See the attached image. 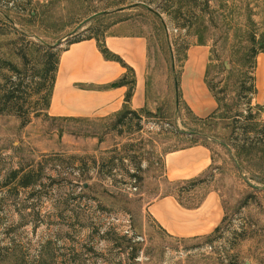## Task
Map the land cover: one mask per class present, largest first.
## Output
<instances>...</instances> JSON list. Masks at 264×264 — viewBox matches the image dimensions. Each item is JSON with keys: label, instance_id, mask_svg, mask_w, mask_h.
<instances>
[{"label": "rangeland", "instance_id": "1", "mask_svg": "<svg viewBox=\"0 0 264 264\" xmlns=\"http://www.w3.org/2000/svg\"><path fill=\"white\" fill-rule=\"evenodd\" d=\"M119 23L148 40L153 110L47 116L35 92L45 50L103 40ZM203 44L217 112L197 123L175 83L186 50ZM261 55L264 0H0V264H264V124L249 119ZM194 143L212 153L204 180L225 220L210 237L172 239L145 208L176 189L164 153Z\"/></svg>", "mask_w": 264, "mask_h": 264}, {"label": "crops", "instance_id": "2", "mask_svg": "<svg viewBox=\"0 0 264 264\" xmlns=\"http://www.w3.org/2000/svg\"><path fill=\"white\" fill-rule=\"evenodd\" d=\"M103 42L125 66L106 60L95 39L69 44L59 55L47 116L105 121L120 115L125 108L135 114L153 110L148 102L147 38L128 32L125 25L119 23L103 37ZM209 57L207 45L189 46L175 83L181 103L193 117L201 120L217 110V101L207 84ZM253 77L256 93L251 104L260 109L259 115L264 122V55L258 56ZM123 79L128 83L133 81L128 101L125 96L129 85H115ZM212 162L210 149L201 143L164 153L163 178L167 184H175L176 189L151 198L145 213L167 237L178 240L207 238L221 227L225 210L219 191L207 181L188 184L205 178Z\"/></svg>", "mask_w": 264, "mask_h": 264}, {"label": "trees", "instance_id": "3", "mask_svg": "<svg viewBox=\"0 0 264 264\" xmlns=\"http://www.w3.org/2000/svg\"><path fill=\"white\" fill-rule=\"evenodd\" d=\"M85 39H95L96 42L98 43V47H99V50H100L101 54L103 55V57L106 60L116 61V62L120 63L122 66H125V64L121 61V59L119 57L111 54L107 50V48L104 45L103 40L98 39V38H93V37H89V38H85ZM85 39H80V40L71 42L69 44L76 43V42H79V41L85 40ZM60 52L53 51L52 48L46 49L45 53H44V56H43V61H42L41 66H40V69H38V72L36 73V76L40 80V83H39V87L36 89L35 92L36 93H39V92H42V91L46 92L45 93V97H44L45 112H46V110H47V108L49 106V103H50L51 93H52L53 86H54V83H55V76H56L58 63H59ZM115 85L116 86L129 85V90H128L126 96H125V101H128L130 96H131L133 81H130L128 83V82H126L123 79V80H120L119 82H117V84H115ZM255 93H256V90H255L254 77H253L252 78V84H251V87H250V100H249V102H251V99H252V97L254 96ZM13 98H15V97L13 96V94L11 95V93H10L9 96L7 97L8 103H11ZM187 111L189 112V114H191L188 109H187ZM216 112H217V110L209 118H207L205 120L197 119L195 117H193V118H194V121L197 122V123H205L206 121H208L210 119L212 120L214 118V116L216 115ZM259 112H260V109L258 108V113L255 116H253V117L252 116L249 117V119L253 120L255 118H259V120H261L260 117H258L259 116ZM132 114L134 115L135 113L131 112L130 110H128L126 108L123 109V111L119 115V122H122L124 118H126L128 115H132ZM70 120H73V119H70ZM260 122H262V124H264L263 121H260ZM250 129L253 130V126H251ZM248 130L249 129L246 128L244 130V132L247 133ZM261 133L264 136V129H263V131ZM18 172L22 173V170L19 169ZM18 172H16V171L13 172V176H16L18 174ZM29 178H30L29 174L23 175L20 178V180H19L20 186L23 187V188L29 187L32 184V181ZM204 181H205L204 178H202V179H199L197 181L190 182L188 184L189 185H196L197 183H202ZM224 220H225V218H224ZM224 220H223V223H224ZM223 223H222V225H223ZM222 225H221V227H222ZM221 227H218L215 230V234L219 233V231L221 230Z\"/></svg>", "mask_w": 264, "mask_h": 264}, {"label": "water", "instance_id": "4", "mask_svg": "<svg viewBox=\"0 0 264 264\" xmlns=\"http://www.w3.org/2000/svg\"><path fill=\"white\" fill-rule=\"evenodd\" d=\"M191 134H193V133H191ZM86 186V185H85Z\"/></svg>", "mask_w": 264, "mask_h": 264}]
</instances>
